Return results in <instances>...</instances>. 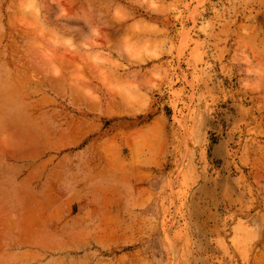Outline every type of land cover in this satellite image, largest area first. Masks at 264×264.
I'll return each mask as SVG.
<instances>
[{"label":"rangeland","instance_id":"obj_1","mask_svg":"<svg viewBox=\"0 0 264 264\" xmlns=\"http://www.w3.org/2000/svg\"><path fill=\"white\" fill-rule=\"evenodd\" d=\"M0 264H264V0H0Z\"/></svg>","mask_w":264,"mask_h":264},{"label":"bare ground","instance_id":"obj_2","mask_svg":"<svg viewBox=\"0 0 264 264\" xmlns=\"http://www.w3.org/2000/svg\"><path fill=\"white\" fill-rule=\"evenodd\" d=\"M115 104V103H114ZM97 106V105H96ZM107 106V105H106ZM88 108V107H87ZM91 109V108H90Z\"/></svg>","mask_w":264,"mask_h":264}]
</instances>
